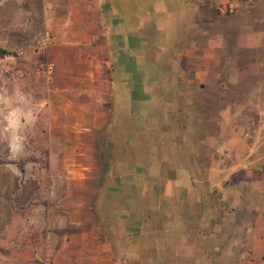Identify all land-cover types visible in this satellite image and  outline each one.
Here are the masks:
<instances>
[{"label": "crops", "instance_id": "1", "mask_svg": "<svg viewBox=\"0 0 264 264\" xmlns=\"http://www.w3.org/2000/svg\"><path fill=\"white\" fill-rule=\"evenodd\" d=\"M41 1L51 88L89 111L41 261L264 264V0L228 25L223 0Z\"/></svg>", "mask_w": 264, "mask_h": 264}, {"label": "rangeland", "instance_id": "2", "mask_svg": "<svg viewBox=\"0 0 264 264\" xmlns=\"http://www.w3.org/2000/svg\"><path fill=\"white\" fill-rule=\"evenodd\" d=\"M226 1L211 7L207 20L211 14L220 15L217 24L228 25L234 9H217ZM232 2L244 5L241 0ZM42 4L0 0V264L49 262L45 249L63 224L62 197L74 176L66 168L89 160L77 152L89 111L76 108L69 94L53 91L44 71L45 63L51 62L54 35L46 26L52 24L51 17L44 14ZM44 31L52 40L41 45ZM55 82L67 86L61 77ZM255 112L264 119V110ZM70 187L68 193L75 191V182Z\"/></svg>", "mask_w": 264, "mask_h": 264}, {"label": "built area", "instance_id": "3", "mask_svg": "<svg viewBox=\"0 0 264 264\" xmlns=\"http://www.w3.org/2000/svg\"><path fill=\"white\" fill-rule=\"evenodd\" d=\"M245 6H247L252 0H241ZM234 3L230 0H227L222 6H217V9L220 12L228 11L232 12L234 9ZM52 40V37L49 35L47 31H44L43 34L40 36V43L41 45H46ZM45 74L49 75L52 71V64L47 62L44 65ZM25 264H44L42 261H35V260H28Z\"/></svg>", "mask_w": 264, "mask_h": 264}]
</instances>
